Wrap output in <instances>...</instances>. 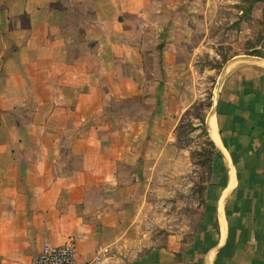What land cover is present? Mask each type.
<instances>
[{
	"label": "crops",
	"instance_id": "crops-1",
	"mask_svg": "<svg viewBox=\"0 0 264 264\" xmlns=\"http://www.w3.org/2000/svg\"><path fill=\"white\" fill-rule=\"evenodd\" d=\"M196 1L0 0V264H33L69 239L77 264L102 249L99 264H264V40L220 79L207 120L216 174L197 221L191 162L165 143L179 99L172 81L143 78L156 70L144 40ZM164 46L159 67L173 72L179 51ZM165 198L189 202L186 225ZM166 226L192 235L149 238Z\"/></svg>",
	"mask_w": 264,
	"mask_h": 264
},
{
	"label": "rangeland",
	"instance_id": "rangeland-1",
	"mask_svg": "<svg viewBox=\"0 0 264 264\" xmlns=\"http://www.w3.org/2000/svg\"><path fill=\"white\" fill-rule=\"evenodd\" d=\"M63 5L57 4L59 10L69 18L80 19L82 16L86 19V15H81L76 9H64ZM195 6L197 9L192 14H189L187 8L180 9V24H171L173 17L168 13L163 14L165 19L171 16L168 25H165L163 31L153 33L144 40L143 44L149 47L145 49L146 63L156 70L144 74L143 78L159 80L161 83L172 81L167 84V93H173L179 99L175 105L167 104L168 109L176 110L180 117L173 137H165V143L179 146L191 162L195 185L190 186L189 199L195 200L194 219L197 221L198 210L203 202L202 183L216 174L213 168L216 150L208 135L207 120L213 111L218 85L227 66L238 60L258 56L261 52L258 47L264 40V0H197ZM190 15L194 16L193 20ZM162 33L164 37L173 35L174 38L168 41L164 39L160 43ZM205 36L207 40H204ZM166 43L171 45V53L172 47L176 45L175 52L179 51V54L174 55L173 60L182 62L181 67L173 72L162 71L159 67L162 61L159 53L166 47ZM151 52L154 57L148 56ZM130 109L137 112L138 107L131 104ZM166 199L164 206L168 207L167 212L176 207L175 218L186 225L189 202L178 201L179 204L171 198ZM146 218H158L159 223H171V216L152 215ZM191 220L192 216L189 218ZM166 227L162 231L153 229L147 234L149 238L157 236L164 241L173 235L185 241L187 236L192 235V232L183 230L172 232L170 226Z\"/></svg>",
	"mask_w": 264,
	"mask_h": 264
},
{
	"label": "built area",
	"instance_id": "built-area-1",
	"mask_svg": "<svg viewBox=\"0 0 264 264\" xmlns=\"http://www.w3.org/2000/svg\"><path fill=\"white\" fill-rule=\"evenodd\" d=\"M108 252V249L97 251L92 262L96 264L103 262ZM33 264H77L74 241L69 239L58 247L45 245Z\"/></svg>",
	"mask_w": 264,
	"mask_h": 264
},
{
	"label": "bare ground",
	"instance_id": "bare-ground-1",
	"mask_svg": "<svg viewBox=\"0 0 264 264\" xmlns=\"http://www.w3.org/2000/svg\"><path fill=\"white\" fill-rule=\"evenodd\" d=\"M212 133H213V135L215 136V134H214V130H213V132H212Z\"/></svg>",
	"mask_w": 264,
	"mask_h": 264
}]
</instances>
